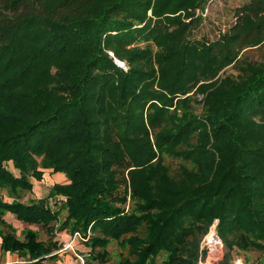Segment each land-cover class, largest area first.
Returning <instances> with one entry per match:
<instances>
[{
	"label": "trees",
	"instance_id": "1",
	"mask_svg": "<svg viewBox=\"0 0 264 264\" xmlns=\"http://www.w3.org/2000/svg\"><path fill=\"white\" fill-rule=\"evenodd\" d=\"M207 3L0 0V191L13 200L0 194V217L57 221L20 200L51 169L69 181L50 192L67 198L62 229L91 231L99 264L112 240L128 249L121 264H199L216 219L230 252L264 253V64L246 55L264 48V0L194 40ZM2 223V251L27 264L58 249Z\"/></svg>",
	"mask_w": 264,
	"mask_h": 264
},
{
	"label": "rangeland",
	"instance_id": "2",
	"mask_svg": "<svg viewBox=\"0 0 264 264\" xmlns=\"http://www.w3.org/2000/svg\"><path fill=\"white\" fill-rule=\"evenodd\" d=\"M247 0H208L203 21L201 25L192 32V39L201 40L207 39L214 41L219 38L220 34L224 33L236 21L235 11ZM251 62L264 64V48L254 49L246 52ZM117 63V62H116ZM118 64V63H117ZM119 65V64H118ZM124 65V64H123ZM225 74L237 75L238 72L233 67L225 69ZM167 164H172L171 160L166 161ZM8 168L15 175H19L12 163L8 164ZM33 188L31 191L24 192L21 202L32 204L33 202L43 204L52 212L59 215L57 221L49 224H29L16 218L11 212L4 213L0 217V230L4 229L3 223L12 225L17 230V236L24 239V234L28 230L38 233V241L44 244H56L58 249L53 251L51 255L45 257L43 264H99L98 261L90 257L91 247L88 243L91 236V231L87 236L79 233H72L71 229H62L63 222L67 216V211L63 209L66 197L50 196L52 188L56 185H65L69 183L67 177L63 173L53 172L51 169H45L40 180L30 179ZM6 201L12 202L8 198L6 191H0ZM219 220L216 219L203 235V230L199 231L201 235L199 242L200 258L199 264L208 263L211 254V247L208 243V237L212 230L211 241L217 238L220 241L217 261L215 264H264V253L247 252L235 248L232 252L229 251L218 231ZM1 237V236H0ZM97 252L106 251L107 261L103 264H121L124 260L130 258L128 249L124 247L118 240H112L106 248L98 247ZM55 257L51 258V256ZM18 262L28 263V256H18Z\"/></svg>",
	"mask_w": 264,
	"mask_h": 264
},
{
	"label": "crops",
	"instance_id": "3",
	"mask_svg": "<svg viewBox=\"0 0 264 264\" xmlns=\"http://www.w3.org/2000/svg\"><path fill=\"white\" fill-rule=\"evenodd\" d=\"M19 176V175H16ZM2 238L0 237V264H25V262H18V253L3 252L1 249ZM27 264V263H26Z\"/></svg>",
	"mask_w": 264,
	"mask_h": 264
},
{
	"label": "built area",
	"instance_id": "4",
	"mask_svg": "<svg viewBox=\"0 0 264 264\" xmlns=\"http://www.w3.org/2000/svg\"><path fill=\"white\" fill-rule=\"evenodd\" d=\"M108 53H109V55H110L112 58L115 59V56H114V54H113L112 52H108ZM116 62L119 64V61L116 60Z\"/></svg>",
	"mask_w": 264,
	"mask_h": 264
},
{
	"label": "water",
	"instance_id": "5",
	"mask_svg": "<svg viewBox=\"0 0 264 264\" xmlns=\"http://www.w3.org/2000/svg\"><path fill=\"white\" fill-rule=\"evenodd\" d=\"M123 64H124V63H122V62H119V66L123 67V66H124Z\"/></svg>",
	"mask_w": 264,
	"mask_h": 264
}]
</instances>
